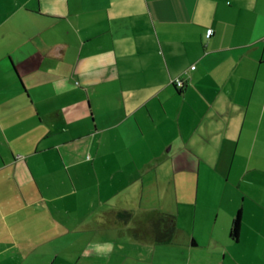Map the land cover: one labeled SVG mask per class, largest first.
I'll return each mask as SVG.
<instances>
[{"label":"crops","instance_id":"crops-1","mask_svg":"<svg viewBox=\"0 0 264 264\" xmlns=\"http://www.w3.org/2000/svg\"><path fill=\"white\" fill-rule=\"evenodd\" d=\"M162 110L192 197L167 245L82 215ZM0 264H264V0H0Z\"/></svg>","mask_w":264,"mask_h":264},{"label":"rangeland","instance_id":"rangeland-1","mask_svg":"<svg viewBox=\"0 0 264 264\" xmlns=\"http://www.w3.org/2000/svg\"><path fill=\"white\" fill-rule=\"evenodd\" d=\"M154 118L160 130L155 134L148 132L149 122L146 121L147 125L143 126L146 136L143 138L142 133L136 136V140L140 141L135 142L138 146L134 147L133 153L137 155L134 156L135 158H139L138 163H127L122 168L116 163L109 165L101 163L98 165V171L96 173L93 171L91 177L88 178L84 174L86 176L84 184L89 187V194L84 195L83 217L106 221L110 219L106 214L110 216L114 212L116 222H123L118 219V215L130 211L134 215L130 224L137 228V224H149L151 220L157 219L162 214L172 213L177 208L176 203L181 207L192 203V197L188 195L186 189L188 180L182 177V172L172 168L170 157L175 154V149L172 151L170 144L177 139L171 132L172 128L177 127L173 120L174 116L170 113L165 115L163 111ZM104 153L107 155L108 152L104 151ZM157 156L159 158L156 160ZM113 171L117 175L115 179H112ZM193 185L195 186L196 183ZM98 190L101 194L94 195ZM75 213L72 211L71 216ZM118 232L119 230L116 229L115 233Z\"/></svg>","mask_w":264,"mask_h":264},{"label":"trees","instance_id":"trees-1","mask_svg":"<svg viewBox=\"0 0 264 264\" xmlns=\"http://www.w3.org/2000/svg\"><path fill=\"white\" fill-rule=\"evenodd\" d=\"M180 80V79H178ZM182 81V80H181ZM175 87L177 88V93H180L182 88L178 87L176 83H174ZM242 211L236 213V217L233 221L232 228L230 231L231 240L237 242L240 237V231L242 226ZM118 219L122 220L123 222H130L134 219V215L130 211H124L118 215ZM152 237L155 240V243L160 245H167L173 243L176 239L175 237L178 236L179 228L177 224V216L174 214H162L157 219L151 220L149 223ZM139 233V230H136V235Z\"/></svg>","mask_w":264,"mask_h":264},{"label":"built area","instance_id":"built-area-1","mask_svg":"<svg viewBox=\"0 0 264 264\" xmlns=\"http://www.w3.org/2000/svg\"><path fill=\"white\" fill-rule=\"evenodd\" d=\"M213 32H214V31H213L212 29L208 30V31H207V37H211V36L213 35ZM193 69H195L194 66H193ZM176 84H177V86L180 87V88H182V87L184 86V82L181 81V80H177V81H176Z\"/></svg>","mask_w":264,"mask_h":264}]
</instances>
